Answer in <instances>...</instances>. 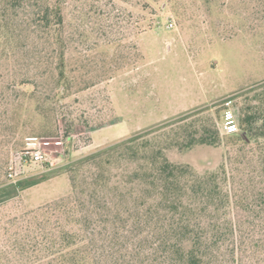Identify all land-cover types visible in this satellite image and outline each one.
Wrapping results in <instances>:
<instances>
[{"label": "trees", "instance_id": "trees-1", "mask_svg": "<svg viewBox=\"0 0 264 264\" xmlns=\"http://www.w3.org/2000/svg\"><path fill=\"white\" fill-rule=\"evenodd\" d=\"M177 1L134 0L143 14ZM74 2L78 20L68 11ZM258 2V28L264 29V0ZM95 10L92 0H0L5 181L12 154L26 138L16 136L33 119L41 125L30 136L71 139L76 122L65 102L90 87L73 90V46L90 45L84 53L100 54L109 76L118 70L109 66L120 46L111 51L114 43L90 36L96 27L89 29L87 19ZM138 24L140 34L152 28L144 15ZM251 93L239 108L238 133L224 135L210 118L198 117L168 134L134 135L69 163L67 195L0 218V264H264V81ZM25 103L33 104L32 118L21 114ZM58 119L65 124L62 135ZM196 147L219 148L221 164L200 171L168 155ZM36 184L0 188V203Z\"/></svg>", "mask_w": 264, "mask_h": 264}, {"label": "rangeland", "instance_id": "rangeland-1", "mask_svg": "<svg viewBox=\"0 0 264 264\" xmlns=\"http://www.w3.org/2000/svg\"><path fill=\"white\" fill-rule=\"evenodd\" d=\"M92 1L96 10L87 23L89 29L92 25L96 28L90 36L93 40L100 37L102 43H114L108 50L116 51L120 46L109 66L118 70L109 76L107 68L99 65L100 54L84 53L90 45L83 48L77 43L72 47L69 56L76 70L73 90L85 83L90 87L73 92L65 102L76 122L66 148V163L46 171L27 168L13 182L0 177V188L19 181H37L14 199L0 203V218L67 195L71 191L68 164L101 148L134 135H165L181 121L198 117L210 118L220 129L224 103L232 101L237 120L240 105L250 101L251 91L264 81V29L261 25L258 28V0H212L209 5L204 0H178L166 5L165 10L155 6V11L144 14L134 0L127 4ZM78 5L70 3L68 9L75 20L80 16ZM143 15L152 28L140 34L138 23ZM157 17L159 23H155ZM169 21L172 27H168ZM83 64L85 70H81ZM105 78L109 79L101 81ZM25 104L28 109L21 114L32 118L33 104ZM33 120L21 129L17 139L39 129L40 119ZM56 129L64 133L61 119ZM168 155L200 171L217 168L222 161L219 148H175Z\"/></svg>", "mask_w": 264, "mask_h": 264}, {"label": "built area", "instance_id": "built-area-1", "mask_svg": "<svg viewBox=\"0 0 264 264\" xmlns=\"http://www.w3.org/2000/svg\"><path fill=\"white\" fill-rule=\"evenodd\" d=\"M172 26L173 24L169 21L168 27ZM231 103L230 99L224 103L225 109L220 124L221 132L224 135L239 132V125L231 109ZM70 141L71 139H65L62 136L55 138L26 137L22 147L12 154L7 173L8 179H10V182L15 181L19 175L25 173V170L30 167H37L46 171L62 166L66 163V148Z\"/></svg>", "mask_w": 264, "mask_h": 264}]
</instances>
